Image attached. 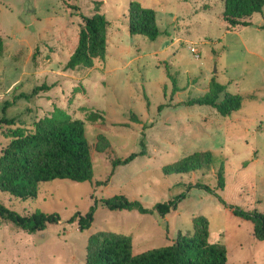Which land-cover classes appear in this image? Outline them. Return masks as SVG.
I'll return each mask as SVG.
<instances>
[{
    "label": "rangeland",
    "instance_id": "374dc122",
    "mask_svg": "<svg viewBox=\"0 0 264 264\" xmlns=\"http://www.w3.org/2000/svg\"><path fill=\"white\" fill-rule=\"evenodd\" d=\"M132 1L156 10V40L131 35ZM75 6L0 0V159L10 130L34 131L59 107L85 121L94 162L92 182L43 183L36 199L0 190V202L23 216L43 211L61 217L34 234L0 218V264H86L89 237L99 231L131 235L138 255L174 244L180 233L192 236L200 215L210 221V241L226 245L228 264H264V241L254 236V224L203 189L193 188L165 218L101 203L118 195L149 208L169 201L187 192L194 177L166 176L162 167L213 149L227 158L226 202L264 213V12L252 17L251 26L232 29L221 17L225 0H75ZM98 10L109 20L105 59L92 68L67 69L83 16ZM213 79L243 97L240 111L224 117L213 107L187 104ZM101 135L110 144L105 152L97 150ZM143 149L146 155L114 166ZM93 208L88 230L69 222Z\"/></svg>",
    "mask_w": 264,
    "mask_h": 264
},
{
    "label": "trees",
    "instance_id": "16d2710c",
    "mask_svg": "<svg viewBox=\"0 0 264 264\" xmlns=\"http://www.w3.org/2000/svg\"><path fill=\"white\" fill-rule=\"evenodd\" d=\"M64 1L69 9L76 8L75 0H71L73 4ZM263 12L264 0H225L221 17L230 28L236 29L251 26L252 17ZM83 18L85 24L78 46L66 65L67 69L92 68L97 59H105L107 55V16L98 10L95 14ZM129 31L131 35H143L150 40H156L161 34L156 10L145 7L139 1H132L129 6ZM4 52L5 42L0 35V57ZM222 94L224 99L220 101ZM243 101L241 95L226 92V87L213 79L204 95L193 98L187 104L210 106L217 109L222 116L229 117L242 109ZM159 109L162 110L163 106ZM9 124H14V120L9 121ZM9 137L12 139L0 159L1 191L25 201L36 199L43 183L56 180L79 183L93 181L94 162L85 121L74 119L66 110L58 107L50 116L37 122L34 131L16 127L10 130ZM109 147L107 138L99 136L97 150L105 152ZM146 154V149H143L123 161H115L114 166L127 165ZM226 168L227 158L223 151H198L162 167L166 176H193L195 180L187 183V192L169 201L159 202L153 208L146 207L139 200H129L123 195L103 198L101 203L114 211L137 210L142 214H158L165 218L177 211L179 202L187 198L188 192L199 188L218 197L235 216L251 221L254 224V236L259 241H264V213L228 204L223 198L222 192L227 186ZM97 184L101 186L107 182L100 181ZM94 213V208L86 215L78 213L69 222L78 221L81 231L88 230L94 222ZM0 218L33 234L61 221L59 214H47L43 211L23 216L1 202ZM210 237V221L206 216L200 215L194 219L192 236L180 233L172 245L135 255L131 235L99 231L89 237L86 264H228L226 245L213 243Z\"/></svg>",
    "mask_w": 264,
    "mask_h": 264
},
{
    "label": "water",
    "instance_id": "95a60500",
    "mask_svg": "<svg viewBox=\"0 0 264 264\" xmlns=\"http://www.w3.org/2000/svg\"><path fill=\"white\" fill-rule=\"evenodd\" d=\"M215 70H217V68H215Z\"/></svg>",
    "mask_w": 264,
    "mask_h": 264
}]
</instances>
